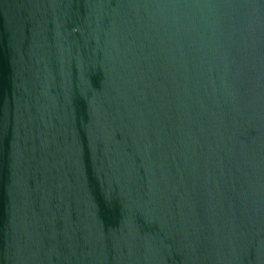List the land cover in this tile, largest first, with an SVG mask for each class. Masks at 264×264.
<instances>
[{"label": "water", "instance_id": "95a60500", "mask_svg": "<svg viewBox=\"0 0 264 264\" xmlns=\"http://www.w3.org/2000/svg\"><path fill=\"white\" fill-rule=\"evenodd\" d=\"M0 264H264V0H0Z\"/></svg>", "mask_w": 264, "mask_h": 264}]
</instances>
